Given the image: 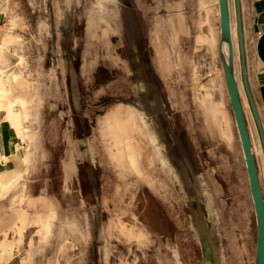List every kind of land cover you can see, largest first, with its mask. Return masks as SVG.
I'll return each mask as SVG.
<instances>
[{
	"label": "crops",
	"instance_id": "1",
	"mask_svg": "<svg viewBox=\"0 0 264 264\" xmlns=\"http://www.w3.org/2000/svg\"><path fill=\"white\" fill-rule=\"evenodd\" d=\"M39 1L41 4L45 2ZM209 1L104 0L102 7H94L86 0L85 5L80 7L78 0H52L49 6L32 9L35 11L33 14L37 15L108 16L106 22L114 29L110 32L109 39L115 42L117 56L120 58V62L113 64L111 70L124 72L122 84H117L123 90L119 92L117 88L116 102L106 105L96 119L94 112L99 106L90 105V109L87 107L88 113L83 126L86 130L89 127L98 128L99 134L94 136V131H87L84 140L96 137L101 142H109L108 137L104 139L106 135L102 130V120L110 108L117 106L124 111L127 108L134 111L135 120L130 122L124 140L132 144L135 153L138 143L145 144V158H149L155 165L154 170L150 169L148 172L150 182L154 179V185L146 184L143 180V184L138 185L136 194L143 206L148 208L150 232L163 249L166 263L255 264L257 219L240 136L238 146L235 144V153H229L232 166L227 167L224 163L223 167L218 168L214 157L208 153V146L204 145L205 138L200 129L201 119H198L192 108L185 106L183 98L180 103L177 102V96L185 93L184 85L190 78L189 51L183 47L192 30L191 22L195 19L191 8L205 6L206 10L200 8L202 14L197 19L201 26L197 27V31H202L201 39L211 47L216 36L218 37L216 48L222 64L219 54V1H214V17L206 5ZM177 3L181 7L178 8ZM241 9L248 83L264 129V0H241ZM15 10L18 15L30 13L29 8L20 7ZM13 11L12 6L10 10H0V195L14 186L21 176L22 161H29L31 164L33 156L29 142L32 133L39 135L44 127L46 110H59L56 103H51L49 97H45L49 93H46L43 83L39 84V79L38 84L34 85L36 94L33 92L27 95L29 93L22 89L14 91L15 81H20L26 87L31 86V83L27 78H22L23 67L29 60L17 43L20 36L18 33H10L9 30V19ZM35 25L37 27L38 23ZM234 26L235 73L239 83L236 70L239 57L236 48L238 37L236 24ZM38 29L40 28H36ZM92 30V26L86 23V33ZM71 35L69 46L74 45H71ZM40 60L42 61L41 58ZM82 61L86 63L84 72L87 74L90 68L87 58ZM75 63L76 58L68 59L69 108L74 112L69 118V126H76L78 86L83 79ZM91 70L92 73L94 68L91 67ZM174 77H179L181 86L176 85ZM240 94L264 194V170L260 169L258 158L261 156L258 148L261 149L263 164L264 153L249 100L246 95L245 102L241 87ZM33 100L30 108L29 104ZM207 116L205 122L209 124V113ZM26 118L30 119L29 124ZM27 125V131L23 130ZM140 126L143 132L141 136L135 132ZM218 127L220 130L219 123ZM235 127L237 133V124ZM85 147H88L90 154L84 159L89 166L95 167L97 149L90 142ZM238 149L242 156L238 154ZM72 162L70 159L68 166ZM32 169V166L27 167L28 172ZM231 174L240 178V182L231 180L227 176ZM23 198L24 195L21 194L18 202ZM41 200L42 205L48 207L52 214L57 212L49 199L43 197ZM72 223L77 226L76 222Z\"/></svg>",
	"mask_w": 264,
	"mask_h": 264
},
{
	"label": "rangeland",
	"instance_id": "2",
	"mask_svg": "<svg viewBox=\"0 0 264 264\" xmlns=\"http://www.w3.org/2000/svg\"><path fill=\"white\" fill-rule=\"evenodd\" d=\"M44 1L41 4L39 0H0V10L14 8L9 30L15 35L18 33L20 39L17 43L29 60L23 67L22 78H27L31 86L15 81L14 91L22 89L29 93L27 95L36 94L34 85L40 80L39 84L43 83L49 93L45 97L59 106V110H46L45 125L39 135L30 130L33 134L29 142L33 156L31 164L22 161L21 176L14 186L0 195V264H167L163 249L150 232L148 208L136 194L143 180L154 185L148 172L154 170L155 165L145 158V144L138 143L135 153L132 144L124 140L130 122L135 120L134 111L115 106L105 113L102 120L104 139L108 137L112 142H101L96 137L84 140L87 131H94V136L99 134L98 128L86 130L83 126L87 107L99 106L94 112L96 119L106 105L116 102L117 92L123 90L117 84H122L124 72L111 70L113 64L120 62L115 42L109 39L114 29L106 22L107 15L103 14H33L32 8L51 5L52 0ZM78 1V6L85 5L86 0ZM88 1L89 5L102 7L104 0ZM214 1L206 3L212 15H215ZM177 6L181 7L180 3ZM20 7L29 8L30 13L16 14L15 8ZM230 7L235 25V0H230ZM200 8L205 9V6L191 8L195 19L183 47L189 51L190 78L184 85L185 93L177 96V102L183 98L185 106L192 108L201 119L204 145L208 146V153L214 157L218 168L224 163L228 167L232 166L229 153H235L239 135L234 130V114L217 53L218 37L211 47L201 39L202 31H197L201 26L197 19L202 14ZM86 23L92 26L91 32L86 33ZM70 34L73 37L71 45L74 43L75 46H69ZM236 48L239 54L237 43ZM70 57L76 58L77 71L83 78L78 86L76 126L68 125L74 113L70 111L68 96L67 65ZM84 58L90 66L87 74L84 72ZM240 64L239 55L236 70L246 102ZM91 67L94 68L92 73ZM173 79L177 86H181L179 77ZM32 103L34 100L29 104L30 108ZM207 113L210 115L209 124L205 122ZM25 120L29 124L30 119ZM27 129L28 125L23 127V130ZM141 131L140 126L135 132L141 136ZM88 142L97 149L95 167L89 166L84 159L90 154L85 147ZM237 152L242 156L240 149ZM258 153L261 156L258 158L260 169L264 170L260 148ZM70 159L73 164L68 166ZM29 166L33 167L30 172L27 171ZM227 176L235 179V183L240 182V178L233 174ZM21 194L24 198L18 202ZM43 197L56 208L55 214L42 205Z\"/></svg>",
	"mask_w": 264,
	"mask_h": 264
},
{
	"label": "water",
	"instance_id": "3",
	"mask_svg": "<svg viewBox=\"0 0 264 264\" xmlns=\"http://www.w3.org/2000/svg\"><path fill=\"white\" fill-rule=\"evenodd\" d=\"M220 8V26H221V41L219 53L222 59L224 75L226 79L227 89L230 97L232 110L235 116L239 136L241 139L243 153L246 161L251 193L254 200L256 219H257V250L255 264H264V194L260 182V177L257 169L256 156L252 149V139L248 129L244 104L241 98L238 81L235 75V51L232 40L229 0H218ZM236 11V29L238 37V48L240 55V65L242 73V82L245 93L249 100L250 109L257 125L262 151L264 153V129L260 119V115L252 96L247 77L246 58H245V43L244 30L242 20L241 0H235ZM228 42V55L222 53V43Z\"/></svg>",
	"mask_w": 264,
	"mask_h": 264
},
{
	"label": "bare ground",
	"instance_id": "4",
	"mask_svg": "<svg viewBox=\"0 0 264 264\" xmlns=\"http://www.w3.org/2000/svg\"><path fill=\"white\" fill-rule=\"evenodd\" d=\"M219 5V4H218ZM229 10H230V22H231V31H232V40H233V32H234V25H233V21H232V15H231V7H230V0H229ZM219 14H220V8H219ZM221 27V26H220ZM237 31V29H236ZM221 41V40H220ZM18 42V41H17ZM234 40H233V46H234ZM220 44V43H219ZM220 46V45H219ZM6 48V47H5ZM222 53L227 56L228 55V42L227 41H224L222 43ZM1 49V48H0ZM234 51H235V48H234ZM220 54V53H219ZM221 57V56H220ZM222 60V59H221ZM235 61H236V55H235ZM236 75V73H235ZM237 79V78H236ZM238 81V80H237ZM2 86V85H1ZM238 86H239V83H238ZM239 90H240V87H239Z\"/></svg>",
	"mask_w": 264,
	"mask_h": 264
}]
</instances>
